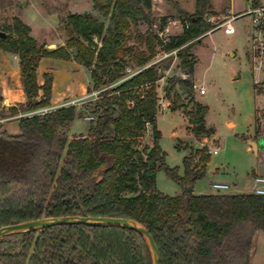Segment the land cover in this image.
Returning a JSON list of instances; mask_svg holds the SVG:
<instances>
[{
  "label": "trees",
  "instance_id": "trees-1",
  "mask_svg": "<svg viewBox=\"0 0 264 264\" xmlns=\"http://www.w3.org/2000/svg\"><path fill=\"white\" fill-rule=\"evenodd\" d=\"M91 2L108 25L88 13H69L67 40L55 49L38 45L19 19L2 32L0 52L17 56L26 100L0 113V120L18 121L15 135L0 125V228L45 218L126 219L149 231L160 264H249L254 238L264 233V197L194 195L193 183L205 175L191 172L194 154L201 151L184 158L180 177L166 165L156 128L157 83L169 66L153 59L158 52L176 51L180 68L193 75L196 59L190 50L210 29L203 19L210 0H194L193 14L178 10L182 31L166 40L159 37L164 20L156 31L139 33L151 0ZM45 58L73 61L89 71L86 91L96 95L85 135L68 139L61 132L74 120L75 106L26 115L51 104L52 78L44 74L40 84L37 75ZM177 85L185 95L193 89L188 79L165 89L170 111L180 112L192 133L202 136L208 107L193 99L189 109L179 105ZM149 130L152 147L143 146ZM200 162L207 163V157ZM160 171L191 190L162 194L156 189ZM0 264H152V256L137 231L59 225L2 238Z\"/></svg>",
  "mask_w": 264,
  "mask_h": 264
},
{
  "label": "rangeland",
  "instance_id": "rangeland-1",
  "mask_svg": "<svg viewBox=\"0 0 264 264\" xmlns=\"http://www.w3.org/2000/svg\"><path fill=\"white\" fill-rule=\"evenodd\" d=\"M254 1L264 5V0H210V7L203 15L210 29L199 38V44L190 50L196 59L193 75H188L187 70L180 68L176 51L166 54L158 52L153 59V63L163 61L162 68L169 66L162 72V78L157 83L159 113L156 128L161 135L159 146L166 153V165L176 168L178 175L183 177L184 158L190 152L201 151L194 154L191 172H203L205 175L193 183L192 193L218 194L211 188V184L225 183L233 188L230 187L225 194L238 195V192H247L253 188L251 178L261 173L264 175V95L253 85L245 56L246 38L243 28L247 19L234 22L237 32L233 36L215 30L231 14L247 11L250 2ZM178 10L193 14L194 0H151L150 10L147 11L148 20L140 22L139 33L156 31L163 20L167 25L159 34L161 39L166 40L169 36L181 33ZM69 13H88L108 25V19L93 8L91 0H0V33L11 27L15 19H19L30 27V35L38 45L55 49L63 46L67 40L65 21ZM131 31L135 33L133 29ZM16 60L14 55L0 62V93L4 89H12L11 86L15 84L17 78L13 66ZM74 65L72 61L49 58L39 63V73L46 70L45 75L52 78L51 104L26 114H44L62 107L75 106L74 120L61 130L68 139L86 134L91 122L89 118H92L90 102L96 95L87 94L86 91L90 83L89 71L83 67L75 68ZM179 79H188L193 84L188 95L182 93L180 86H176L180 95L179 105L189 109L190 99H193L208 107L205 115L206 133L202 136L194 135L188 121L180 112H171L170 103L164 98L165 89ZM40 82H43L41 77ZM21 97L25 99L24 93ZM19 104H0V113L3 107L6 109ZM14 119L0 120V125L4 127ZM209 129H213V132ZM143 146L152 147L150 130L145 134ZM214 149H218L216 155L211 153ZM252 150H256L258 156ZM202 157H207L208 162H200ZM197 163L199 166L195 168ZM156 189L164 195L179 196L185 187L181 188L160 171L156 176ZM262 235L263 232H258L255 236L254 248L261 243Z\"/></svg>",
  "mask_w": 264,
  "mask_h": 264
},
{
  "label": "built area",
  "instance_id": "built-area-1",
  "mask_svg": "<svg viewBox=\"0 0 264 264\" xmlns=\"http://www.w3.org/2000/svg\"><path fill=\"white\" fill-rule=\"evenodd\" d=\"M250 8L242 13H235L221 21L215 28L222 31L227 36L236 34L234 22L247 19V24L243 28V35L246 38L245 56L249 66L254 87L262 91L264 95V5L258 1L250 2ZM204 92L203 89L200 90ZM93 118H89L92 120ZM216 155L218 149L211 150ZM254 187L252 194L264 197V176H256L253 179ZM211 188L218 194L228 192L229 185L223 183H213Z\"/></svg>",
  "mask_w": 264,
  "mask_h": 264
},
{
  "label": "water",
  "instance_id": "water-1",
  "mask_svg": "<svg viewBox=\"0 0 264 264\" xmlns=\"http://www.w3.org/2000/svg\"><path fill=\"white\" fill-rule=\"evenodd\" d=\"M0 37L4 38L5 34L0 33ZM213 132V129H210ZM190 187H185L184 191L189 192ZM59 225H86L94 227H119L130 229L139 232L146 240L151 256L152 264H160L159 253L157 247L154 243L152 236L149 231L143 227L141 224L126 220V219H116V218H91V217H60V218H45L30 222H23L11 226H6L0 228V240L6 236H10L17 233L37 231L53 226Z\"/></svg>",
  "mask_w": 264,
  "mask_h": 264
},
{
  "label": "crops",
  "instance_id": "crops-1",
  "mask_svg": "<svg viewBox=\"0 0 264 264\" xmlns=\"http://www.w3.org/2000/svg\"><path fill=\"white\" fill-rule=\"evenodd\" d=\"M10 56H14V55L10 54V53H6V52H0V62L8 60V57H10ZM66 62H71V61H66ZM72 63L75 64L74 65L75 68H76V66H77V68L81 67V66H79L77 63H75L73 61H72ZM39 70H40V68L38 66V69H37L38 81H39L40 84H42L43 82H40V77L42 79V76L44 74H46L45 73L46 70H41V74L39 73ZM13 72H14V76L17 79L15 81V84L11 86L12 89H8V90L4 89L3 91H1V93H0V104H2V106H12L14 103H20L21 104V103H24L25 100H26V99L21 97V95L23 94L22 93L23 90H22V86H21V82H20V70H19V60H18V58L15 61V64L13 66ZM14 99H16L17 101H15ZM168 105H169V103H168ZM19 117H21V115ZM16 119L17 118H15L12 121L8 120L9 122L3 127L4 130L8 134L15 135V134L18 133V121ZM252 146L255 147L254 144H252ZM260 148H262V146H260ZM251 152H253L256 156H258L256 150L255 151L252 150ZM255 174H257V173H255ZM257 175L258 176H264L263 173L257 174ZM253 179L254 178H251L252 182H253ZM229 187H231V186H229ZM253 187H254V182H253ZM252 189L247 191V192H238V194L252 193ZM193 194L194 195H212V194H215V193H208V194L193 193ZM257 234H256V237H257ZM260 242L261 243H259L257 248H254V246L252 247V250L250 252L249 264H264V235H262L260 237Z\"/></svg>",
  "mask_w": 264,
  "mask_h": 264
}]
</instances>
